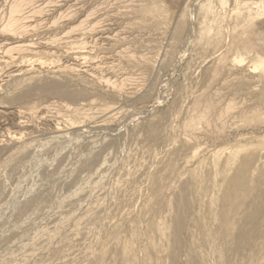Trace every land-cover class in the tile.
I'll use <instances>...</instances> for the list:
<instances>
[{"label":"rangeland","instance_id":"obj_1","mask_svg":"<svg viewBox=\"0 0 264 264\" xmlns=\"http://www.w3.org/2000/svg\"><path fill=\"white\" fill-rule=\"evenodd\" d=\"M241 168L237 225L264 179V0H0V264H168L184 184L178 264H221Z\"/></svg>","mask_w":264,"mask_h":264},{"label":"bare ground","instance_id":"obj_2","mask_svg":"<svg viewBox=\"0 0 264 264\" xmlns=\"http://www.w3.org/2000/svg\"><path fill=\"white\" fill-rule=\"evenodd\" d=\"M22 3L17 1L15 3H12L13 5L12 7H10L11 19L5 29H22L21 27H19V14L22 12L24 7ZM5 65L7 64H4V66ZM43 85H45V90H52L58 93H66L60 85L49 83ZM32 90H35L34 87L33 89L27 90L28 92L25 93V96L29 95ZM208 108L212 109L211 104L208 105ZM194 124V121L190 123V125L193 126ZM20 157L21 156H18L19 159ZM245 175V171L242 168L239 169V171H237V173L229 181V184L226 187L221 199L218 219L225 225V229H222L221 231L219 229V244L215 247L216 253L218 252V260L219 262H222L221 264H233L231 260L232 255H245V259L243 260L244 262H241L244 264H254L259 261L262 262V260H264V231L261 229V224L263 222L262 218L264 217V179L262 177L256 179L254 182V190L257 193L254 195L251 203L246 210L248 212L245 213L242 224L237 225L234 221L238 203H240L241 201L240 194H242L243 192L249 195L252 194V188L247 186ZM189 189L190 188L188 187V185L184 184L181 188L180 193L174 198V200L167 203L169 213L172 215V220L170 219L172 223L170 224V226H168L170 233L168 235L169 239L167 241V245L170 250L168 256L169 258L167 257L168 264H178L179 248L183 242V233L186 229L187 221L190 218V203L188 201ZM258 238L262 239L263 241L261 240L262 245L256 248V246H254L252 243L255 242V240ZM190 248L191 253L190 255L188 254L189 258L187 257L188 261H185L186 264H203L200 259V251H198V249L193 246H191ZM134 250L135 249L132 247H127L123 253H126L127 255V252L133 253ZM124 254L121 253V255ZM136 254L138 255V252L136 253L135 250L134 255ZM129 255L132 254H128L127 256L129 257ZM134 255H132L131 258H133ZM127 256L125 257L127 258ZM135 257L136 256H134L133 259H135Z\"/></svg>","mask_w":264,"mask_h":264}]
</instances>
